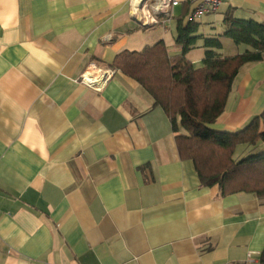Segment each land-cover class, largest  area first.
Wrapping results in <instances>:
<instances>
[{"label":"crops","instance_id":"1","mask_svg":"<svg viewBox=\"0 0 264 264\" xmlns=\"http://www.w3.org/2000/svg\"><path fill=\"white\" fill-rule=\"evenodd\" d=\"M131 2L0 0V264H264V197L201 185L133 78L117 71L101 91L78 82L123 50L163 40L180 52L188 0L153 27L137 23ZM227 12L264 22V0H222L198 33L221 34ZM247 49L222 37L216 51ZM204 51L198 40L186 57L197 67ZM263 111L264 60L248 62L211 126L234 132ZM256 150L264 141L235 152Z\"/></svg>","mask_w":264,"mask_h":264},{"label":"trees","instance_id":"2","mask_svg":"<svg viewBox=\"0 0 264 264\" xmlns=\"http://www.w3.org/2000/svg\"><path fill=\"white\" fill-rule=\"evenodd\" d=\"M176 19L175 46L170 55L163 40L142 50L119 52L112 67L139 82L163 109L176 134L182 159H190L201 185H218L221 193L247 191L264 197V151L234 158L240 144L264 141V111L237 131L218 130L211 125L223 113L231 86L240 67L264 60V22L238 19L231 12L223 17L221 34L207 37L198 33V22ZM155 26V25H154ZM153 27V26H151ZM250 49L233 56L217 52L221 38ZM202 40V66L195 67L186 54ZM181 129L185 133L181 132Z\"/></svg>","mask_w":264,"mask_h":264},{"label":"built area","instance_id":"3","mask_svg":"<svg viewBox=\"0 0 264 264\" xmlns=\"http://www.w3.org/2000/svg\"><path fill=\"white\" fill-rule=\"evenodd\" d=\"M188 2L192 5L189 20L198 21L205 15L216 13L222 0H188ZM179 3V0H132L131 14L140 26L151 27L171 17L173 7ZM117 71L119 70L114 67H101L93 62L84 68L78 82L94 91H101ZM248 258L250 259V254ZM218 264L234 263L228 261Z\"/></svg>","mask_w":264,"mask_h":264},{"label":"rangeland","instance_id":"4","mask_svg":"<svg viewBox=\"0 0 264 264\" xmlns=\"http://www.w3.org/2000/svg\"><path fill=\"white\" fill-rule=\"evenodd\" d=\"M229 39V38H228ZM197 67H201L202 66V63H198L197 65H196ZM256 151H258V150H256ZM261 151V150H260ZM237 154H239V151H236L235 153H234V158H238L239 156H241V155H237ZM237 155V156H236Z\"/></svg>","mask_w":264,"mask_h":264}]
</instances>
